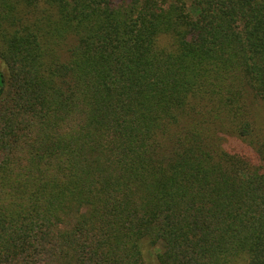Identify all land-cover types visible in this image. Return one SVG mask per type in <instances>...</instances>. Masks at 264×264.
<instances>
[{
    "label": "trees",
    "instance_id": "trees-1",
    "mask_svg": "<svg viewBox=\"0 0 264 264\" xmlns=\"http://www.w3.org/2000/svg\"><path fill=\"white\" fill-rule=\"evenodd\" d=\"M0 60V264H264V0H0Z\"/></svg>",
    "mask_w": 264,
    "mask_h": 264
},
{
    "label": "rangeland",
    "instance_id": "rangeland-1",
    "mask_svg": "<svg viewBox=\"0 0 264 264\" xmlns=\"http://www.w3.org/2000/svg\"><path fill=\"white\" fill-rule=\"evenodd\" d=\"M163 40L168 43L171 41L168 36H166ZM0 69L3 71L5 70V66L1 60H0ZM144 246H145L144 250H145L147 259L149 261V264H158L156 262V255L158 252H160V247H155V248L151 247L149 245L148 240H144ZM67 264H71V263H67Z\"/></svg>",
    "mask_w": 264,
    "mask_h": 264
}]
</instances>
